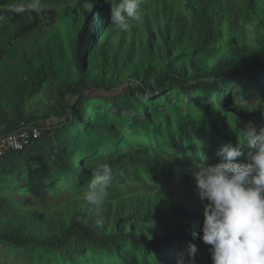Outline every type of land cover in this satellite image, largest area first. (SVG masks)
I'll use <instances>...</instances> for the list:
<instances>
[{
	"label": "trees",
	"instance_id": "trees-1",
	"mask_svg": "<svg viewBox=\"0 0 264 264\" xmlns=\"http://www.w3.org/2000/svg\"><path fill=\"white\" fill-rule=\"evenodd\" d=\"M30 2L0 0V137L28 127L41 134L0 162L17 187L50 188L53 204L6 193L0 171L4 257L176 264L194 243V264H212L209 246L192 235L206 203L191 176L199 156L193 132L236 145L249 121L264 124V0H145L142 20L127 30L109 21L120 0H40L35 11ZM117 90L98 110L93 93ZM171 93L188 110L171 103ZM103 162L113 180L97 208L84 193Z\"/></svg>",
	"mask_w": 264,
	"mask_h": 264
},
{
	"label": "clouds",
	"instance_id": "clouds-1",
	"mask_svg": "<svg viewBox=\"0 0 264 264\" xmlns=\"http://www.w3.org/2000/svg\"><path fill=\"white\" fill-rule=\"evenodd\" d=\"M144 2L120 0L111 6L109 21L127 30L130 22L142 20ZM40 6V0L28 4L33 11ZM241 132L235 146L225 143L217 150L215 164H208L200 151L191 172L199 199L206 201L200 233L192 235L209 246L212 264H264V124L249 121ZM245 147L249 151L242 161ZM112 180L110 164L98 163L84 200L101 207L109 197ZM197 253L196 244L189 243L186 252L177 253L176 264H186V257L194 264Z\"/></svg>",
	"mask_w": 264,
	"mask_h": 264
},
{
	"label": "rangeland",
	"instance_id": "rangeland-1",
	"mask_svg": "<svg viewBox=\"0 0 264 264\" xmlns=\"http://www.w3.org/2000/svg\"><path fill=\"white\" fill-rule=\"evenodd\" d=\"M121 93V90H117L115 91L114 94H108L105 93L103 91H95L92 95L93 99L96 100V106L98 108V110L100 111H106L107 108L105 107L107 105V101L111 99L112 96L114 95H118ZM168 100H171V103L173 104H181L183 102V108L185 110H188L189 106H188V102L186 100H184L181 96H178V94L176 93H171L170 94V98ZM207 103L212 104V105H216L217 103L211 99V100H206ZM161 105H168V101H162ZM160 105V106H161ZM121 110H117L114 109V113L116 115H118V113H121ZM144 118V117H142ZM151 118H153V116H151ZM193 135L195 137V140L197 142V150L200 154V151L203 152L204 155H210V156H215L217 158H219L216 153L217 150L225 143H231L235 146V144L233 142H228L227 140H221L220 145L217 146L216 144H214L215 142H212L211 140H205L204 137L200 136L198 133L193 132ZM141 138L144 139L143 135H141ZM158 139L162 140L160 137H158ZM145 142V144H153V145H157V138L152 137L151 139H144L143 140ZM160 145H166V147H171L170 145V141L166 140L163 141ZM181 145L178 139H176L175 141V145H174V149L177 151H181ZM189 159H191V155H188ZM242 161H246L244 156L239 158ZM0 171H1V175H3L6 180L5 182H3V184L5 186H7V190L6 193L12 195V196H16V197H20V196H25L30 195L35 202L37 203H41V204H45V205H49L53 204V201H51L50 196L48 195L49 193H51L50 188H43L41 186L35 185V187L33 186H29L27 188V190L21 189L20 187H17L12 180H10V165L6 162H0ZM42 179V176H40V179ZM35 178H31L30 181H32L34 183ZM63 199V198H61ZM22 262L20 260L18 261H14V257L12 255H8L7 257H4L3 253L0 251V264H21Z\"/></svg>",
	"mask_w": 264,
	"mask_h": 264
},
{
	"label": "built area",
	"instance_id": "built-area-1",
	"mask_svg": "<svg viewBox=\"0 0 264 264\" xmlns=\"http://www.w3.org/2000/svg\"><path fill=\"white\" fill-rule=\"evenodd\" d=\"M40 134L39 129L28 127L16 133L0 137V159L10 153L23 151L32 141L39 139Z\"/></svg>",
	"mask_w": 264,
	"mask_h": 264
}]
</instances>
